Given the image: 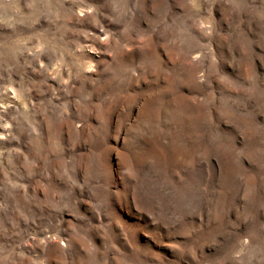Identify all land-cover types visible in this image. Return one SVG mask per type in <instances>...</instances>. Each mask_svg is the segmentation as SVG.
Returning a JSON list of instances; mask_svg holds the SVG:
<instances>
[{
    "label": "rangeland",
    "instance_id": "1",
    "mask_svg": "<svg viewBox=\"0 0 264 264\" xmlns=\"http://www.w3.org/2000/svg\"><path fill=\"white\" fill-rule=\"evenodd\" d=\"M0 264H264V0H0Z\"/></svg>",
    "mask_w": 264,
    "mask_h": 264
}]
</instances>
